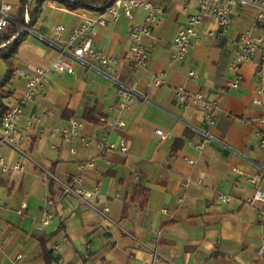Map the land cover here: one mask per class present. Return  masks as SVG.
Here are the masks:
<instances>
[{
  "label": "crops",
  "instance_id": "1",
  "mask_svg": "<svg viewBox=\"0 0 264 264\" xmlns=\"http://www.w3.org/2000/svg\"><path fill=\"white\" fill-rule=\"evenodd\" d=\"M2 3L11 5L9 14L15 17L19 2ZM163 5V15L143 39L149 56L143 68L128 60L129 31L142 24V10H135L132 20L110 22L93 36L94 46L116 59L115 78L138 95L127 109H117L115 81L96 65L78 60L73 61V73H49L42 95L23 104L18 130L25 139L20 147L32 160L3 147L6 162L19 161L23 169L0 171V264H264L259 253L264 243V216L259 212L264 203L247 202L257 188H264V149L258 145L254 124L264 106L252 101L258 59L242 65L237 88L226 84L234 41L246 29L254 35L260 32L253 28L255 10L236 7L222 36L217 35L214 18L206 15L185 59L175 61L173 37L194 11L196 0H164ZM33 6L34 0L30 11ZM96 11L69 10L54 0L42 3L17 52L8 62L0 58V80L10 71L3 88L9 94L0 97V111L19 102L26 91L14 70L49 66L70 32ZM19 25L23 28L25 23ZM57 25L64 27L60 35ZM190 70L198 74L193 81ZM161 72L166 84L153 85V77ZM179 86L217 101L216 121L209 129L214 140L201 151L194 144L201 141L199 129L205 126L202 106L178 102L174 89ZM31 115H38L40 123L26 127ZM69 116L88 117L82 131L94 138L105 130L100 117L124 120V127H113L108 135L114 142L124 137L128 152L101 151L81 143L70 152L60 137L49 134ZM157 129L166 134L164 139L156 135ZM187 158L196 162L190 164ZM89 160L93 167L81 166ZM41 167L62 181L80 175L85 188L99 185L101 196L90 201L107 205L108 218L45 180ZM254 174L262 177L258 185L249 180ZM219 193L232 198L222 202ZM46 197L53 201L54 214L37 230ZM151 248L159 254L154 256Z\"/></svg>",
  "mask_w": 264,
  "mask_h": 264
},
{
  "label": "built area",
  "instance_id": "2",
  "mask_svg": "<svg viewBox=\"0 0 264 264\" xmlns=\"http://www.w3.org/2000/svg\"><path fill=\"white\" fill-rule=\"evenodd\" d=\"M164 0H106L103 4L92 5L95 9L104 8L102 12L96 11V14L86 16L83 21L74 28L66 41L59 45V56L49 66L35 67L31 71L15 69L14 74L21 77L26 86V91L19 102L5 109L0 117V171L7 173L11 170H22L23 166L19 161H14L13 164H8L2 154L3 147L9 146L17 150L20 154L29 160H32L20 147V142L25 139V135L18 130V122L23 116V104L32 98L42 95V87L48 80V74L51 72L58 73H73V61L78 60L89 67L96 65L107 76L117 84V109L122 111L127 109L137 98V94L126 84L117 80L113 74V65L117 62L115 58L109 56L103 51L98 50L93 44V36L101 27L107 26L110 22H117L121 18L132 20L134 11L140 9L144 12L142 24H134L129 31L130 49L128 60L137 69L143 68L148 62V49L144 43V37L151 35L153 25L158 22L164 13ZM32 0H27L24 8V23L29 21L30 5ZM236 7H251L255 10L253 15V28L259 29L258 35H254L251 29H246L241 32L234 41L236 46L235 53L228 64L230 77L226 84L228 87L237 88L241 79V67L244 63L258 59L256 67V75L258 83L254 89L252 101L257 106H264V0H196L194 11L186 17L185 23L179 27L173 37V52L171 57L175 61L185 59L188 49L196 37V30L203 25L206 15L210 14L215 21L218 29V36H222L232 22V15ZM11 5L2 3L0 6V32L8 29L14 22L13 17L9 14ZM27 26H23L21 30H26ZM57 34L60 35L63 31V25H57ZM212 33L209 32V35ZM16 35L8 38L0 43V47L14 39ZM198 74L194 70L188 72V78L195 80ZM152 84L162 86L166 84L165 74L161 72L159 76L152 79ZM175 97L178 102L184 105H201L204 127L199 129L201 141L194 144L199 151L203 150L205 143L214 140L209 129L215 124L216 109L218 107L216 100H206L201 92H189L179 86L174 89ZM141 97L145 99V96ZM51 115V112H49ZM99 122L105 125L98 138L91 137L82 131L84 120L76 116H70L63 125L52 127L50 129L51 137H60L62 141L69 146V151H76L77 143H81L85 147L95 146L101 151H119L121 153L128 152V143L124 137H121L118 142L109 139L108 130L113 127H124L125 121L119 118L100 117ZM40 123L38 115L26 117V127H32L34 124ZM255 135L258 145L264 149V112L254 120ZM161 139L166 137V134L161 130L155 131ZM188 163L194 164V159L187 158ZM82 167H93L92 160L83 162ZM43 168V167H41ZM45 180H50L56 183L63 193L75 196L93 211L98 213L103 218H108L109 207L107 205L100 206L97 201H90L91 198H99L101 190L99 185L92 188H85L82 185V177L74 175L68 181H62L59 177L53 174L50 170L43 168ZM261 175L254 174L249 177L251 183L258 185L261 182ZM189 181L184 183L188 185ZM231 195L219 193L218 199L222 202L231 200ZM181 201V199L179 200ZM259 201L264 203V188H257L251 199L247 202L253 203ZM166 212L165 208L161 209ZM53 201L50 197H46L43 202L42 221L37 227L41 230L49 220L53 217ZM259 215L264 216V209L259 212ZM146 246V245H145ZM151 250L154 256L159 253L153 248ZM259 253L264 255V243H262Z\"/></svg>",
  "mask_w": 264,
  "mask_h": 264
},
{
  "label": "trees",
  "instance_id": "3",
  "mask_svg": "<svg viewBox=\"0 0 264 264\" xmlns=\"http://www.w3.org/2000/svg\"><path fill=\"white\" fill-rule=\"evenodd\" d=\"M44 1L46 0H34V6L29 13V21L25 26L27 27L31 26L33 20L36 18L38 14V10L40 6L42 5ZM54 1L61 3L65 8L69 10H74L77 8L93 9L95 7H93L92 5L103 4L106 0H54ZM26 2L27 0H19L18 12L16 16L13 17L14 22L8 29H6L3 32H0V43L12 37L13 35H16V37L12 41L4 45V48L0 47V58L6 62H8L9 58L12 57L17 52L20 43L22 42V40L25 38L27 34V31L21 30L22 28L19 25V24L24 25V8L26 5ZM97 10L102 12L104 8H100ZM9 76H10V71L7 72V74L0 80V97H4L9 94L8 91H5L3 89ZM4 111L5 110L0 111V117L2 116ZM69 117H67L66 119H68ZM86 119H88V117L83 118V120H86ZM141 191L146 197V191L143 188H141ZM40 240H41V244L44 245L45 238L41 237Z\"/></svg>",
  "mask_w": 264,
  "mask_h": 264
},
{
  "label": "rangeland",
  "instance_id": "4",
  "mask_svg": "<svg viewBox=\"0 0 264 264\" xmlns=\"http://www.w3.org/2000/svg\"><path fill=\"white\" fill-rule=\"evenodd\" d=\"M5 2H11V4L14 6V4H17L18 0H4Z\"/></svg>",
  "mask_w": 264,
  "mask_h": 264
}]
</instances>
